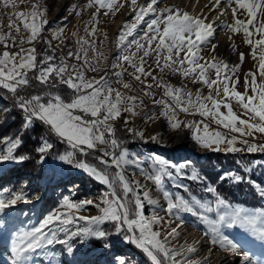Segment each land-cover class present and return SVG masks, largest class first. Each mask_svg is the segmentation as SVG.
Segmentation results:
<instances>
[{"label":"snow or ice","instance_id":"snow-or-ice-1","mask_svg":"<svg viewBox=\"0 0 264 264\" xmlns=\"http://www.w3.org/2000/svg\"><path fill=\"white\" fill-rule=\"evenodd\" d=\"M9 2L10 0H5L6 5ZM158 3L159 0H149L146 6H140L137 10L136 0H130L131 10L136 12L135 22L124 25V30L121 31L118 38L121 55L117 57V63L112 67L121 68L119 61L122 60L135 69L133 73L135 80L140 81L141 76H152L150 71H145L144 57L151 54L152 45L155 43L157 68L160 71L169 69L173 72H180L185 77L191 75L209 89L207 96H202L198 92L195 99H193L192 93L188 92L186 93L187 100H184L183 89L174 88L172 85L166 84L163 79L157 82L156 86L163 87L165 97L171 98L174 103H169L165 99L153 102L162 106L161 115L169 119L173 128L180 127V122L175 120L176 109L179 108L184 113L197 112L202 117H210L225 129L239 133L240 137L255 138V133L264 134V83L257 84V72L245 74V94L236 91L235 84L239 81L237 74L239 66H230L226 62L217 61L214 56L211 61L200 63L203 59L200 55L202 46L210 44L215 35V22H206L207 17L201 18L175 7L158 11L154 7ZM221 3L222 0H214L210 11H216L221 7ZM223 3L231 9L234 23H225L221 26L222 29L232 33L241 31L244 33L246 43L252 46L254 60L257 58L258 50V74L264 78V0H223ZM95 6L115 12L124 7V3L123 0H89L86 5V7ZM150 13L158 16L159 19H152L146 30L147 33H150L144 37L147 41V48L139 40L128 41L127 37L133 35L138 24ZM238 13L244 18L241 19L237 15ZM221 14L225 13L221 12ZM17 15L24 29L31 32L28 43L34 45V42H39L42 27L48 23L44 12L39 10L38 5H34L33 11L30 13L22 12ZM161 24L164 25L163 29L160 27ZM9 27H15L17 32L20 30L19 25L10 24ZM95 31L93 29L91 34L95 35ZM62 32L61 29L60 34L56 37L61 42ZM256 35H259V39H253ZM0 43L4 44L5 49H10L16 44L13 39L10 45L4 36H0ZM24 43L23 39L20 40V48L17 52L5 50L0 54V89L6 90L13 98L14 106L26 114L23 118L22 129H28L33 125L46 128L48 137L41 136L39 146L36 148L41 156V161L54 148V144L50 140L55 137L70 148L60 158L106 185L109 191L101 196L103 207L92 200L76 203L64 198L61 202L62 208L79 211L86 205H91L98 208L101 215L76 217L71 211L49 213L38 226L19 235L13 248L19 258L16 260V264H27L25 258L29 256V253L54 247L57 244L63 246L67 255L73 256L76 249L71 240L77 236H92L102 239L105 241L104 247L108 248L110 247L108 237L113 234L122 235L126 242L142 250L152 264H200V262H194L185 256V253L196 251L194 246L170 247L171 241L180 235L178 228L183 223L181 213H188L206 224L208 231L205 234L211 235L212 245L219 244L225 251L237 252L240 250V246L234 240L223 234L222 229L225 227L240 228L254 237L264 240V210L257 213L248 212L247 209L240 206L234 207L218 193L212 203L202 202L195 197L189 200L183 195L173 198V195L165 189L166 179L170 180L174 174L187 176L197 182H200L201 178L195 171L190 175L184 173L183 169L187 166L186 163L173 165L170 161L153 154L150 157L152 171L145 172V178L163 191L167 200L165 208L167 215L180 221L177 227L171 228L167 235L161 239V232L154 230L153 226L161 224L163 218L156 216L149 218L144 214V201L147 200L150 204H155L156 201L150 198L149 192L141 185L140 181L135 179L130 181L125 175V166L133 163L138 164L139 161L129 159L127 149L122 147V142L117 136V129L110 123V121L119 118L122 111L136 115L134 108L137 98L123 97L121 92L115 91L113 99L114 90L106 77H101L99 80H86L83 69L88 61L84 59L83 65L69 64L68 59L73 57L71 51L68 52L67 57H60L59 62L54 55L45 54L41 55L39 63H37L35 46L25 49ZM45 43L51 46V41H45ZM79 43L82 45L81 51H85L83 46L88 45V41L81 40ZM133 43L136 45V52L125 54ZM90 46L94 47V45ZM142 50L143 56L139 57L138 64L134 57L137 52ZM215 50L216 45L212 44V51L215 52ZM165 53L166 55H164ZM181 53H183V58H181ZM162 55L164 63L161 66ZM239 55L241 63H243L244 54L240 53ZM75 59L80 61L81 56L76 54ZM186 63L188 67H185ZM210 69L215 71L216 79L208 78ZM30 72L37 74L30 77ZM115 75L119 77L121 72L118 71ZM233 77L236 79L233 80ZM30 79H35L49 88H55L57 84L66 85L72 90L73 96L70 101H66L54 92L28 97L20 95V90L29 86ZM152 79L157 80L155 76H152ZM249 81H251L252 95H247ZM230 83L233 85L231 88L229 87ZM123 87L127 89L129 85L124 84ZM147 87L151 88L152 85H147ZM145 95L152 96L153 93L146 92ZM221 95L224 99H217ZM232 100H235L244 110L247 119H241L233 112L230 103ZM209 103L211 107H209ZM222 105L227 108V114L220 111ZM7 111L10 109H5V112ZM153 118H155V113L145 117L146 120ZM128 123L125 120L123 130L143 139V133L128 127ZM188 126L195 129L194 139L200 142L203 147L212 148L213 145H216L213 150H221L220 145L226 139L225 134L219 131L209 132L207 124L204 125L203 134H200L199 124L192 123ZM3 140L5 146L0 149V168L4 162L21 163L27 159L24 155L14 154L22 143L19 136L16 138L5 137ZM152 140L155 142L157 137H152ZM237 141L238 137L235 135L228 139L229 147L225 151L230 153L243 151V148L235 146ZM239 142L246 146L248 153L257 151L264 153V143L257 144L248 139H240ZM97 150L100 155L95 159L105 165V168L114 167L117 169L114 175L89 164L86 160L75 158L77 152L82 157H86ZM118 150L119 154H117ZM141 171H143L142 167ZM221 179H231L237 183L244 181V177L231 172L224 173ZM180 187H183L185 191L188 190L186 185H180ZM118 188L122 195H118ZM205 191L215 193L216 189L207 187ZM130 194L131 199H129ZM258 195L264 198V187L260 188ZM25 200L26 197L22 193H12L9 196L0 194V215L13 208L18 201ZM213 213L215 218L209 215ZM78 220H84L85 225L76 230H70L69 225L77 223ZM105 223L111 225V230L106 231L101 227ZM61 232L65 233L64 238L58 235ZM55 254L53 253V255ZM116 259L118 264H130L125 257L118 256ZM207 259L206 257L202 264H207ZM243 259L246 264H254L246 253Z\"/></svg>","mask_w":264,"mask_h":264},{"label":"rangeland","instance_id":"rangeland-1","mask_svg":"<svg viewBox=\"0 0 264 264\" xmlns=\"http://www.w3.org/2000/svg\"><path fill=\"white\" fill-rule=\"evenodd\" d=\"M189 1V3H191L193 0ZM88 2L89 0H63L62 2H60V0H10V2L6 5L5 0H0V24L3 25V34L1 35L4 37L7 36L12 40L14 39L16 42L15 46L10 49H5L4 44L2 43V46L0 47V54H2L5 50H9L12 52L19 51V40L22 38L29 39V37L31 36V32L30 30L24 29L23 24L18 19L17 14L22 12L30 13L31 11H33V6L38 5L39 10L44 12L45 18L48 21L46 25H43L40 36H44L48 41H51V47H53V49L55 50H58L60 55H62V53L60 52L61 49L59 47L63 44L66 45V47H68V52L71 51L73 53L72 59L67 61L69 64L83 65L84 59H86L88 61V64L85 65L83 69L86 80H99L101 77H106L111 88L114 90L113 99L115 98V91L121 92L123 97L137 98L136 107L134 108V111L137 114L133 115L131 113L122 111L121 115L124 116L123 118H125V120L129 121L127 125L128 127H131L143 133V139L150 138L152 140V137H157V140L155 141L156 145H153L150 151H147V149L143 148L140 150L129 152L127 148L123 147L127 149L129 153V159L139 161L138 164L133 163L125 166L124 171L125 175L130 181L133 179L140 181L141 185L144 186V188L149 192L150 198L156 201L155 204H150L147 200L144 201V214L149 218L153 216L163 218V222L161 224L153 226L154 230L161 232V239H163V237L167 235L171 228L177 227V224L180 223V221L177 219H173L167 215V213L165 212V208L167 207V200L163 195V191L158 189L152 181H149L145 178L144 173L152 171V161L150 160V157L153 154L159 155L160 157L170 161L173 165L186 163L187 166L183 169L184 173L190 175L193 171H195L198 174L197 168L190 163V158L193 157L194 153H203L205 152V150L214 149L216 145H213L212 148L203 147L200 142L194 139L195 129L189 127L188 125L192 123L199 124L200 134H203L205 124L208 125L209 132L219 131L222 134H225L226 139L224 143L220 145V149L222 151H225V149L229 147L227 140L231 139L233 135L238 137V141L235 146L243 148V151H247L246 146L242 145L239 140L248 139L250 142L260 144L264 143V134L255 133V138L240 137L239 133H233L229 129H225L222 125L217 124L215 120L211 119L210 117H202L197 112L184 113L180 111L179 108L176 109L175 120L180 122V127L173 128L169 119L161 115V112L163 111L162 106L157 105L153 102L155 100L165 99L169 103H174L173 101H171V98L165 97L163 87L156 86L157 82L160 79H163L166 84H170L174 88L183 89L184 100H187L186 93L188 92L192 93L193 99H195V96L198 92L202 96H207L209 89L198 79H194L191 75L185 77L180 72H173L169 69L160 71V69L157 68L155 43H153L152 45L153 50L151 54L148 57H144V67L145 71H150L152 73V76H155L157 80H153L152 76H141L140 81L135 80L133 76L135 69L122 60L119 61L122 66L121 68H113V64L117 63V57L121 55V49L118 47L119 35L121 31L124 30L125 24H131L135 22L136 12L131 10L130 0H123L124 7L115 12L99 8L98 6L86 7ZM148 2L149 0H136L137 10L140 6H146ZM173 2L174 0H159V3L154 7H156L157 10L160 11L166 8L175 7L172 4ZM196 3L198 7L194 11L187 10V6L189 5L187 2L178 6V8L183 11H187L190 14L200 16L201 18L207 17L206 22H215L219 20V18L211 19L214 16H217L219 12V8L216 11H210L213 5V2L211 0H196ZM221 4L222 6H225L229 11V17L227 19H224L219 24V26H217V29H220L222 33H225L228 36H234L235 50L234 52H231V56L229 57V55H227V53L225 52L223 46L219 45L215 38H212L210 44L202 46L200 55L203 57V59L200 61V63L211 61L214 56L217 61L226 62L230 66H239L237 73L239 81L235 84V89L241 94H245L246 88L244 78L246 73L257 72V84L264 83V78L260 77L258 74L259 53L257 50V58L254 60L252 56V46L246 43L245 35L242 31L238 33H232L230 31L222 29L221 26L225 23L233 24L234 18L232 16L231 9L227 4L223 3V0ZM237 15L240 16L241 19L244 18L240 15V13H238ZM152 19H159V17L152 13L146 15L143 18L142 22L138 24V27L135 29L133 35L127 37V40H139L145 45V48H147V41L144 39V37L146 35H150V33H147L146 30L148 29V26ZM10 24L19 25V32L16 31L15 27L10 28ZM160 27L161 29H163L164 25L161 24ZM61 29L63 30L62 42L61 40L56 38L57 35L60 34ZM93 29L96 30L95 35L91 34ZM253 39H259V35L254 36ZM81 40L88 41V45L83 46L86 51V56L85 51H81L82 45L81 43H79V41ZM212 44L216 45L215 52L212 51ZM90 45H94V47ZM30 46L31 44L28 43L23 47L25 49H29ZM133 52H136V45L134 43L125 54H131ZM240 53L244 54L243 63H241L240 60ZM76 54H79L81 56L80 61H77L75 59ZM164 55H166V53ZM142 56L143 50L136 53L134 59L138 64L139 57ZM181 58H183V53H181ZM163 63L164 56L162 55L160 58L161 66L163 65ZM185 67H188L187 63L185 64ZM118 71L121 72V75L119 77L115 75V73ZM208 78L216 79V73L214 70H209ZM178 79L181 80V83ZM235 79L236 78L233 77V80ZM124 84H128L129 88H124ZM147 85H152V87L148 88ZM232 86L233 85L230 83L229 87L231 88ZM146 92H152L153 95L147 96L145 95ZM252 94L251 81H249L247 95ZM213 95L215 96L214 91ZM217 99L223 100L224 97L223 95H221L220 97H217ZM70 100L71 99H69V101ZM230 103L233 112L237 116H239L241 119L248 118L244 115V110L235 100L230 101ZM209 107H211L210 103ZM220 111L227 114V108L223 107V105L221 106ZM152 113H155V118L146 120L145 117L151 115ZM184 131L189 134L188 137L195 142L196 146L198 145L201 148L199 151H196V149L182 150L184 147H189V145L176 144L174 138L177 134ZM4 146L5 142L3 141L0 144V149H3ZM173 146H177V148L169 151L168 149ZM69 150V146L66 145V147H64L63 150L60 151V153L52 154L49 156L47 155L44 156L43 161H41V159L39 160L40 165L44 166L45 169L50 172V178L63 180L67 178H73L75 174L77 175L79 173H85L83 170H80L73 165L68 164L60 158ZM117 154H119V150ZM93 155H95V157L99 156L97 155V151L93 153ZM75 158L79 160L76 155ZM12 163H14V161L4 162L2 168H0V171L5 169L6 166H9V164ZM256 164L257 162H254L252 165L255 166ZM261 164L264 167V162H262ZM141 167L143 168V171H141ZM100 169L106 170L110 175H114L116 172V169L114 167L105 168V165L103 164L100 165ZM185 178L189 179L187 176L174 174L170 180H165V189L173 195V198L182 195L181 192L178 191L179 188H176V186L185 185L187 183L185 181ZM73 179L74 180L70 182L69 185L64 186L67 190H65L62 194V200L64 198H68L72 202L76 203L92 200L94 203H99L101 207L104 206L101 203V196L103 193L109 191L104 184L93 178L96 183L101 184L100 188H90V186H86L84 188V186L78 183L76 178ZM14 186L15 187L10 192V194L3 195L9 196L12 193H22L25 195L26 200L18 201L13 208L6 210V212H9L11 214V217L8 216L6 212L0 215V221H2V223H0V264H16V260L19 258L13 251L15 242L19 238L20 234L29 231L33 227L38 225L37 222L28 224L26 223L27 221L25 219L23 220L22 218H18L14 214L21 208H23V210L27 207L33 208L37 204V201L40 199V196L41 194H43V191L45 189V185L41 186L38 182L35 183V180L29 179ZM207 187H214V185L206 182L203 189H206ZM153 192L160 193L161 197H155L153 195ZM117 193L118 195H122L119 188L117 189ZM210 194H212L213 198L210 197L208 198V200H203L202 198L199 200H201L202 202L212 203L217 192ZM131 198L132 197L130 194L129 199ZM191 199L192 197L189 198V200ZM61 202L60 206L57 207L54 211H71L72 214L76 217H93L101 215L99 209L91 205H86L85 208L77 211L76 209L68 210L66 208H62ZM235 205L233 206L235 207ZM250 209L253 208H247V211L258 213L261 210H264V208H256V211L254 209V211ZM209 215L212 218H215L214 213ZM181 219L183 223L182 226L178 228L180 235L177 237V239L171 241L170 247L194 246L196 248V251L194 253H185L186 258L191 259L194 262H200V264H202L204 259L207 257V264H215V258L212 257L211 254L209 255L208 253L207 255L203 256L201 253H199L200 246L209 247V249H213V251H225V249L220 247L219 244L212 245L211 235L205 234L208 231L207 225L188 213H181ZM170 220L171 223H169ZM84 225V220H78L77 223L69 225V228L70 230H76L77 228L83 227ZM101 227L106 231L111 230V225L108 223H105ZM193 230L197 233L188 236L187 233L194 232ZM222 232L224 235H227L230 239L234 240L240 246V250L237 252L225 251L228 256H236V264H246L243 259L245 253L251 257V260L254 262V264H264V240H260L240 228L225 227L222 229ZM58 235L61 238H64L65 233L61 232L58 233ZM206 236H208L210 240L209 244L206 243ZM90 237L92 236H77L71 240V243L75 246L76 249L73 256L67 255L63 250V246L57 244L54 247L43 248L35 252H31L25 259L27 261V264H118L116 258L118 256L122 257L121 255L124 253L127 257V261H131L132 254L129 245H132L133 247L135 245L126 242L123 239L122 235L113 234L109 236L108 242L110 243V247L108 248L104 247V240L92 237L100 243V245L93 250L90 249V247L92 246L90 244V241H88ZM53 253L56 254L53 255ZM147 260L150 261L148 257ZM133 261H135V259Z\"/></svg>","mask_w":264,"mask_h":264},{"label":"trees","instance_id":"trees-1","mask_svg":"<svg viewBox=\"0 0 264 264\" xmlns=\"http://www.w3.org/2000/svg\"><path fill=\"white\" fill-rule=\"evenodd\" d=\"M48 41L46 37L39 36V42H34L31 47L35 46L37 54V63H39L41 55H54L59 62L60 57L67 56L68 47L66 45H61L60 55L58 50L53 49L45 43ZM64 54V55H63ZM72 58L68 59L71 60ZM37 73L30 72L29 76L34 77ZM46 92H54L59 94L63 99L69 101L72 98L73 92L66 85L57 84L55 88H49L45 85L40 84L35 79H30V84L20 90L19 94L25 97L35 95V94H45ZM5 109H10V111L5 112ZM26 114L23 113L19 108L14 106V100L11 95L3 89H0V144L3 142V138L10 137L16 138L19 136L22 141L18 149L15 150L14 154L24 155L27 157L23 162H14L6 166L5 169L0 171V193L10 194L14 189V185L25 180H35L39 185H45L43 194H41L40 199L37 204L32 207L21 208L14 215L18 218L25 219L28 224L32 222H37V225L51 212L60 206V202L63 198V193L65 190L64 186L69 185L76 178L80 185L99 187L98 184L93 180V178L87 173L75 174L73 178L67 179H57L50 178V172L41 166L39 160L41 159L40 154L36 151L39 146L40 137H48V132L46 128L38 127L33 125L28 129H22L23 118ZM121 115L115 121H110L114 127L117 129V136L122 142V147H125L130 151L147 149L150 151L156 142L148 139H141L138 136L130 134L124 131L125 118ZM129 122V121H128ZM50 142L54 144V148L50 150L45 156L60 153L66 143L60 141L59 139L52 137ZM179 154V153H178ZM78 159L86 160L89 164L95 165L100 169L101 163L95 159V155L91 154L86 157H82L78 152L75 154ZM191 159V164L197 168L198 175L200 176V182L193 181L191 179L185 178L187 182V191L183 190L180 185L176 186L179 188L178 191L186 198L195 197L196 199L208 200V198H213L212 194L203 189L206 182L213 184L216 192L223 197L231 205L241 206L243 208H264V198L258 195L261 187H264V167L262 162H264V153L259 151L254 153H248L247 151H241L239 153H230L226 151H215L205 150L203 153H194ZM184 161V160H183ZM257 162L255 166L252 164ZM236 172L238 175L244 177L242 182H234L231 179L222 180L221 176L224 173ZM253 209H250L254 211ZM256 211V210H255ZM8 216L11 217L9 212H6ZM187 223V222H186ZM189 223V222H188ZM92 247L91 250L95 249L100 243L90 237L89 240ZM117 246V245H115ZM114 246V247H115ZM131 249L132 259L130 264H152L151 261L147 260L145 253L139 248L129 245ZM125 258L126 255L123 253L121 255ZM135 259V261H133Z\"/></svg>","mask_w":264,"mask_h":264},{"label":"bare ground","instance_id":"bare-ground-1","mask_svg":"<svg viewBox=\"0 0 264 264\" xmlns=\"http://www.w3.org/2000/svg\"><path fill=\"white\" fill-rule=\"evenodd\" d=\"M62 1L63 0H60V2H62ZM211 1L214 3V0H211ZM186 2L189 4L187 6V10L194 11V10L197 9L198 6H197V3H196V0H193L191 3H189L190 2L189 0H174V2L172 4H173V6H175V8H178V6H180L182 4H185ZM207 10H209V9H207ZM221 12H224L225 14L222 15ZM228 12L229 11L227 10V8L225 6H222V4H221V7L219 8V12H218L217 16H214L211 19L219 18L218 21H215V25L214 26L216 28V32H215V35H214L213 38L216 39V41H217V43L219 45L223 46L225 52L230 57L231 56L230 55L231 52H234L233 49L235 48L234 36L233 37L228 36L227 34L222 33L220 31V29H217V26H219V24L224 19H227L229 17V13ZM179 81L181 83V80H179ZM174 139H175V142H176L177 145H185L186 144V145H189V147L191 149H193V150L195 149L194 144H192L190 142V140H188L187 134H186L185 131L177 134ZM197 148L198 149H201L199 146ZM153 193H154L153 195L155 197H158V198L161 197V194L160 193H157V192H153ZM194 232H188L187 235L190 236V235H194V234L197 233L196 231H194ZM196 236H198V235H196ZM199 253H201L203 256L204 255H207L208 253H209V255L211 254L212 257L215 258V264H236V256H234V257L228 256L227 253H225L223 251H213V249H209V247L200 246Z\"/></svg>","mask_w":264,"mask_h":264},{"label":"built area","instance_id":"built-area-1","mask_svg":"<svg viewBox=\"0 0 264 264\" xmlns=\"http://www.w3.org/2000/svg\"><path fill=\"white\" fill-rule=\"evenodd\" d=\"M1 34H3V25L2 24H0V35ZM6 38H7V42L11 45L12 44V39L11 38H8L7 36H5ZM23 39V38H22ZM22 39H20V40H22ZM20 40H19V42H20ZM24 41H25V43L23 44V46H26L27 44H28V38L26 39V38H24L23 39ZM2 46V43H0V47ZM12 48V47H11ZM97 155H100V152L97 150ZM107 159V158H106ZM207 244H208V241L206 242Z\"/></svg>","mask_w":264,"mask_h":264},{"label":"water","instance_id":"water-1","mask_svg":"<svg viewBox=\"0 0 264 264\" xmlns=\"http://www.w3.org/2000/svg\"><path fill=\"white\" fill-rule=\"evenodd\" d=\"M186 132V131H185ZM186 134H187V138H188V140H190V142L192 143V144H194V146H195V149H196V151L198 150V145L196 146V144H195V142L194 141H192L189 137H188V133L186 132ZM177 148V146H173V147H171L170 149H168L169 151L170 150H173V149H176ZM184 149H190L191 150V148L190 147H184L182 150H184ZM193 150V149H192ZM116 171H117V169H116ZM103 184V183H102ZM104 186V185H103ZM106 186V185H105ZM107 187V186H106Z\"/></svg>","mask_w":264,"mask_h":264}]
</instances>
